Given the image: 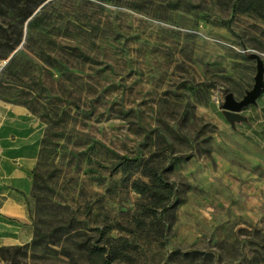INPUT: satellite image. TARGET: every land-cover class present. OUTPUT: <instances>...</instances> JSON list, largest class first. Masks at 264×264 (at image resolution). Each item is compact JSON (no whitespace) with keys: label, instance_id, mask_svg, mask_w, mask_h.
<instances>
[{"label":"rangeland","instance_id":"rangeland-1","mask_svg":"<svg viewBox=\"0 0 264 264\" xmlns=\"http://www.w3.org/2000/svg\"><path fill=\"white\" fill-rule=\"evenodd\" d=\"M40 18L0 41V102L42 133L32 235L0 264H264V90L247 125L222 108L264 67V0H58ZM146 185L174 191L166 211Z\"/></svg>","mask_w":264,"mask_h":264},{"label":"crops","instance_id":"crops-1","mask_svg":"<svg viewBox=\"0 0 264 264\" xmlns=\"http://www.w3.org/2000/svg\"><path fill=\"white\" fill-rule=\"evenodd\" d=\"M250 127L264 147V124ZM41 134L25 110L0 102V245H19L31 238L27 200Z\"/></svg>","mask_w":264,"mask_h":264},{"label":"trees","instance_id":"trees-1","mask_svg":"<svg viewBox=\"0 0 264 264\" xmlns=\"http://www.w3.org/2000/svg\"><path fill=\"white\" fill-rule=\"evenodd\" d=\"M45 1L48 0H0V41H14V43L1 45L4 49L12 51L23 38L25 41L30 39L33 28L40 21V17L48 4L56 3L58 0H49L41 10L36 12L37 8ZM155 182L160 183L161 181L157 180ZM145 189L152 190L155 193H163L157 198L154 195L156 198L154 207L160 208L162 212L166 211L172 204L174 191L167 185L162 189L146 185ZM139 193L143 194L144 191L141 190ZM142 224L144 225L143 221ZM112 254L116 256L119 253L116 249H113ZM108 258L107 256L105 260L110 259Z\"/></svg>","mask_w":264,"mask_h":264},{"label":"water","instance_id":"water-1","mask_svg":"<svg viewBox=\"0 0 264 264\" xmlns=\"http://www.w3.org/2000/svg\"><path fill=\"white\" fill-rule=\"evenodd\" d=\"M263 71L264 67L261 61L257 58V71L254 77V84L252 88L246 92L243 98L236 100L231 93L225 95L224 103L222 105L223 115L225 119L231 124V127L234 128L235 122L246 121V117L241 114L243 108L248 105H253L256 103V100L262 94L264 90L263 84Z\"/></svg>","mask_w":264,"mask_h":264}]
</instances>
